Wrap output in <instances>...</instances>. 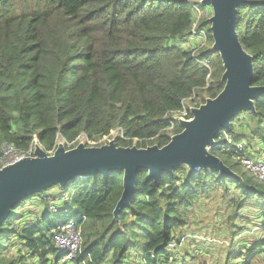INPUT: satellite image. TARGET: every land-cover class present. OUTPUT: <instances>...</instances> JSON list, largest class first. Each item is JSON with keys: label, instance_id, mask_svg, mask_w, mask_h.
Returning <instances> with one entry per match:
<instances>
[{"label": "trees", "instance_id": "obj_1", "mask_svg": "<svg viewBox=\"0 0 264 264\" xmlns=\"http://www.w3.org/2000/svg\"><path fill=\"white\" fill-rule=\"evenodd\" d=\"M201 1L0 0V155L4 143L27 151L36 138L51 151L62 138L71 149L81 136L98 142L113 131L118 147L167 145L182 132L171 114L188 100L200 106L225 87L221 58L212 50V9ZM246 1L236 29L254 59L252 85L264 87V0ZM216 141L210 153L239 179L179 167L155 183L142 170L119 220L122 171L88 175L60 189L72 193L74 209L60 221L50 212L61 196L49 195L56 186L27 198L37 204L17 215L23 200L1 226L0 264H135L133 254L140 264H168V249L203 202L220 200L219 216L229 221L247 207L264 215V181L241 171L243 159L264 161V95L254 113L233 118ZM77 214L85 217L77 221L81 252L62 263L51 233ZM253 227L264 231V216ZM241 231H232L231 240ZM234 243L225 264H256L264 245L249 250L241 240Z\"/></svg>", "mask_w": 264, "mask_h": 264}, {"label": "water", "instance_id": "obj_2", "mask_svg": "<svg viewBox=\"0 0 264 264\" xmlns=\"http://www.w3.org/2000/svg\"><path fill=\"white\" fill-rule=\"evenodd\" d=\"M212 9V50L221 58L225 82L223 91L191 111L189 120L180 121L182 132L173 135L160 148L118 147L115 140L102 146L79 143L67 149L57 144L48 155L39 143L35 157L24 158L0 171V229L21 202L35 194L43 195L56 186L66 188L78 176L123 172V191L114 210V218L130 206L138 173L147 171L155 183L163 173L172 174L179 167L193 170H217L221 176L239 179L223 161L210 153L216 139L230 129L233 118L244 111L255 112V100L264 95V87L253 86L254 59L243 48L237 33L238 8L246 0H202Z\"/></svg>", "mask_w": 264, "mask_h": 264}, {"label": "rangeland", "instance_id": "obj_3", "mask_svg": "<svg viewBox=\"0 0 264 264\" xmlns=\"http://www.w3.org/2000/svg\"><path fill=\"white\" fill-rule=\"evenodd\" d=\"M201 16L202 14H199L198 19H200ZM211 16L212 14L210 17ZM202 42L203 40L201 39L200 44ZM117 136V131L111 132L110 136L105 139L103 138L104 140L100 142V145L108 144ZM58 142H63L62 138H59ZM79 143H84L85 145L88 144L86 137L81 136L78 141V144ZM254 149L252 151L256 152ZM262 158H264V156H261V159ZM228 164L230 166H234L237 164V160H230ZM241 171L246 173L248 176L253 177L252 174L242 165ZM81 177L86 176L81 175ZM262 185L264 186V183H262ZM61 193L62 190L55 188L49 192V195L54 197L59 196ZM36 204V200L26 199L16 208L15 213L18 215L20 212L28 210L31 206ZM219 207H221L220 200L217 202H203V207L200 212L196 213L195 217L191 221V224L186 227L183 236H178L180 241L176 242V244H173L168 249L169 256H167V258L163 261H168V264H225L229 253V247L233 246L236 240H241L242 242L247 243L248 245L245 248L249 250H256L258 246L264 245V231H259L258 228L253 227V225L258 222L262 216H264L263 214L257 215L258 213H256V211H252L251 208L247 207L244 209V213H242L241 218L235 220L233 219L232 221H234V223L232 225H228L227 223L232 221H229L227 216H219L222 211H218ZM260 209L262 208L257 210ZM253 221H255V223ZM237 229L242 230L240 235L235 236L233 240H231V232H235ZM261 230H263V227ZM235 248H237L236 244ZM260 249L261 252H263L259 257L257 255L256 264H264V246ZM248 256H251V253L248 254ZM131 257L132 263L140 264L136 261V256L134 254ZM244 261L245 260L243 259V262ZM241 262L242 260H239L238 263L233 262L232 264H241Z\"/></svg>", "mask_w": 264, "mask_h": 264}, {"label": "built area", "instance_id": "obj_4", "mask_svg": "<svg viewBox=\"0 0 264 264\" xmlns=\"http://www.w3.org/2000/svg\"><path fill=\"white\" fill-rule=\"evenodd\" d=\"M195 28V26H194ZM194 100V99H192ZM192 100H188L183 108L182 111L175 112L171 114V120L175 123H179L180 121H185L191 119V111L194 108H198V103L194 102L192 103ZM174 126L172 125L169 129L170 131L173 130ZM107 137H104V139ZM104 139H101L98 142L90 141L88 138H86L87 143L86 146L90 147H96L100 145V142ZM64 144H66L65 140L62 139ZM77 142L79 141L76 140ZM39 143L38 140L35 138L34 143L31 145V147L27 151H21L18 148H16L14 145L4 143L1 146V155H0V171L7 166H10L21 159L24 158H32L35 157V144ZM41 146V144H40ZM42 147V146H41ZM71 147L70 144H67V149ZM43 148V147H42ZM57 146L54 147L51 151H46L44 148V151L48 155H53ZM243 167L248 170L253 177L260 179L264 181V161H260L258 163H254L251 160L243 159L242 160ZM77 180H88V177H78ZM79 187H82L80 185ZM72 193L69 192H63L61 193L60 197H54L53 201L55 202V205H51L50 212L56 217L59 218V221L63 218V215L65 214H71L69 211V208L71 206V196ZM69 203V207H66L65 211L59 210V205L61 204ZM85 217H83L81 220H84ZM77 222H74L72 220H69L67 222H64L62 225H60L56 230H54L51 235L53 238V242L56 246V248L64 255V258L62 259V263L71 262L75 259V257L81 252V247L83 243L82 238V227L77 225Z\"/></svg>", "mask_w": 264, "mask_h": 264}, {"label": "bare ground", "instance_id": "obj_5", "mask_svg": "<svg viewBox=\"0 0 264 264\" xmlns=\"http://www.w3.org/2000/svg\"><path fill=\"white\" fill-rule=\"evenodd\" d=\"M78 177H81V175L80 176H78ZM77 177V178H78ZM59 207V210L60 211H65V209H67V208H64V206L63 207H60V206H58ZM72 211H74V209L72 210ZM72 211L70 212L71 214H72ZM71 214H65V215H63V218H65L67 215H71ZM55 217V216H54ZM83 217L80 215V214H77L76 215V218L75 219H71L72 221H74V222H77L78 220H80V219H82Z\"/></svg>", "mask_w": 264, "mask_h": 264}]
</instances>
